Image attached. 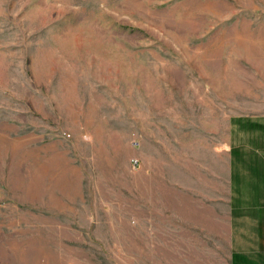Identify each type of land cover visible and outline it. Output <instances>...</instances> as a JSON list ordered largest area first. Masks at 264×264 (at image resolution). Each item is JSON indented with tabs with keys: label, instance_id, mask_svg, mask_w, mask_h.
I'll return each mask as SVG.
<instances>
[{
	"label": "rangeland",
	"instance_id": "374dc122",
	"mask_svg": "<svg viewBox=\"0 0 264 264\" xmlns=\"http://www.w3.org/2000/svg\"><path fill=\"white\" fill-rule=\"evenodd\" d=\"M261 115L264 0H0V264H227L222 208L158 228L167 160L221 191Z\"/></svg>",
	"mask_w": 264,
	"mask_h": 264
},
{
	"label": "crops",
	"instance_id": "0c3cea01",
	"mask_svg": "<svg viewBox=\"0 0 264 264\" xmlns=\"http://www.w3.org/2000/svg\"><path fill=\"white\" fill-rule=\"evenodd\" d=\"M226 135L222 193L194 160L189 166L177 162L183 177L171 178L175 161L168 158L166 204L157 208L158 228L166 225L165 233L173 237L203 231L206 213L222 208L227 264H264V115L232 117Z\"/></svg>",
	"mask_w": 264,
	"mask_h": 264
}]
</instances>
